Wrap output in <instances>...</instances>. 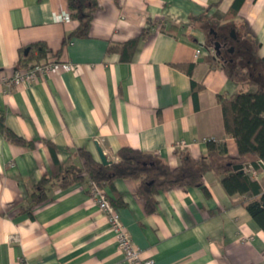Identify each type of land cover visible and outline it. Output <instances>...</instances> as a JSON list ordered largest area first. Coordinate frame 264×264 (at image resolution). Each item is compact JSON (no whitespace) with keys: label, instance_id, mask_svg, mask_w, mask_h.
Returning a JSON list of instances; mask_svg holds the SVG:
<instances>
[{"label":"crops","instance_id":"0c3cea01","mask_svg":"<svg viewBox=\"0 0 264 264\" xmlns=\"http://www.w3.org/2000/svg\"><path fill=\"white\" fill-rule=\"evenodd\" d=\"M234 1L96 0L88 35L81 37L74 35L79 20H59L69 14L68 0H0L1 72L13 74L23 51L37 44L48 48L50 62L82 66L32 83L0 84L6 126L34 143L13 144L0 131V264H131L86 185L52 187L48 201L27 211L30 194L54 173L44 140L59 148L62 165H80L73 152L81 148L101 163L96 143L111 162L121 148H132L176 168L179 142L199 159L208 139L225 142L229 156L238 158L220 97L256 87L243 77L230 79L205 47L215 31L234 34L239 47L255 50L251 64L262 68L264 0H245L225 19ZM145 31L130 61L109 51ZM193 86L200 87L197 98ZM249 164L244 168L254 173L245 171L264 188V169ZM204 182L210 197L198 187L168 189L157 194L152 214L133 179H116L103 192L142 258L155 264H264V232L243 206L248 197L229 195L213 172Z\"/></svg>","mask_w":264,"mask_h":264},{"label":"trees","instance_id":"16d2710c","mask_svg":"<svg viewBox=\"0 0 264 264\" xmlns=\"http://www.w3.org/2000/svg\"><path fill=\"white\" fill-rule=\"evenodd\" d=\"M68 2L70 18L80 22L74 35L81 37L88 35L96 0H68ZM244 2L245 0H235L225 19L235 17ZM215 32L205 45L208 51L211 48L215 50L216 34L228 36V32ZM147 35L145 31L139 38L111 46L109 51L119 53L123 61H130L137 51L140 40ZM70 39L71 37L67 42ZM235 48L239 52L231 54L226 51L227 61L220 60L216 54L210 56L212 57L210 60L212 64L217 62L222 64L230 79L243 77L245 85L256 87L255 90L241 89L230 99L220 97L225 131L236 141L239 152L237 159L229 156L225 142L208 139L207 153L199 159L192 158L187 153V149H177L180 165L176 168H171L158 155L132 148H121L117 153L118 159L106 166L97 162L89 151L81 148L73 152V155L80 160V165H62L57 156L59 148L53 142L44 140L53 158L54 173L44 176L30 194L27 211L30 212L34 206L48 201V191L52 187L64 190L75 184H83L87 188L93 186L103 190L116 179H133L138 182V195L144 200L147 213L152 214L157 210V194L168 189L198 187L203 190L205 196L210 197L204 177L213 172L221 177V183L229 195L238 194L248 197L243 202V206L264 232V188L251 177L249 172H241L226 166L234 160L243 165L250 163L254 170H259L262 168L261 163L264 164V59H259L262 65L259 70L256 64H251V59L256 57L255 50L239 47L238 43ZM48 53H50L48 48L41 44L25 49L16 70H29L35 65L50 62ZM199 90L200 87L193 86L196 98ZM0 131L4 138L13 144L31 148L34 146L33 142L18 136L6 126L5 116L1 112ZM106 199L110 201L107 197ZM110 204L115 208L113 203Z\"/></svg>","mask_w":264,"mask_h":264},{"label":"built area","instance_id":"2783aa9c","mask_svg":"<svg viewBox=\"0 0 264 264\" xmlns=\"http://www.w3.org/2000/svg\"><path fill=\"white\" fill-rule=\"evenodd\" d=\"M70 19L71 18L69 14H62L59 16V20L61 21L67 22ZM201 54L202 50L197 49L196 55L199 56ZM58 69L72 72H81L82 66L80 64L71 62H48L46 64L35 65L29 70H15L11 75H6L0 71V84L2 83L6 86H17L23 83H32L35 82L39 77L45 76L50 71H55ZM185 148H187V144L185 142L182 141L178 143L177 149ZM246 170L251 173L253 172L251 167H247ZM87 189L89 195L98 201L100 209L107 215L111 230L115 234L118 248L122 251L126 260H128L131 264H155L154 260L151 258H142L140 249L133 243L129 234L119 220L115 208L106 199L103 190L93 186L88 187ZM12 239L17 240L16 236H13Z\"/></svg>","mask_w":264,"mask_h":264},{"label":"flooded vegetation","instance_id":"af4514ba","mask_svg":"<svg viewBox=\"0 0 264 264\" xmlns=\"http://www.w3.org/2000/svg\"><path fill=\"white\" fill-rule=\"evenodd\" d=\"M215 36L216 38L214 41V45H215V42H218L220 44V47L218 50H214V53L217 55L218 58H220V60L227 61L225 59L226 51L227 52L229 51L231 54H234L236 51L239 52V50L235 48V45H236L235 41H237V37L234 34L232 35L228 33V36L216 34ZM212 41L213 40H211V42Z\"/></svg>","mask_w":264,"mask_h":264},{"label":"water","instance_id":"95a60500","mask_svg":"<svg viewBox=\"0 0 264 264\" xmlns=\"http://www.w3.org/2000/svg\"><path fill=\"white\" fill-rule=\"evenodd\" d=\"M214 47H215V50H218L219 47H220V44L218 42H215ZM96 146H97V151H98V154H99V157H100L101 164L105 165V166L111 164V161H109L108 158L105 156L102 148L98 145V143H96ZM261 166L264 169V164L263 163H261ZM233 169L234 170H240L241 172L245 171V168H244L243 164H236V165L233 166Z\"/></svg>","mask_w":264,"mask_h":264},{"label":"rangeland","instance_id":"374dc122","mask_svg":"<svg viewBox=\"0 0 264 264\" xmlns=\"http://www.w3.org/2000/svg\"><path fill=\"white\" fill-rule=\"evenodd\" d=\"M212 52L214 53V50H212ZM213 55H215V53H214ZM260 69H261V68H260ZM245 170H246V168H245Z\"/></svg>","mask_w":264,"mask_h":264}]
</instances>
